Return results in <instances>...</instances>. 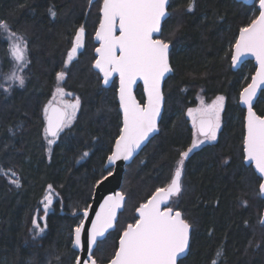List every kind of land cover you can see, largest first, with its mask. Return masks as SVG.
<instances>
[{
    "label": "trees",
    "instance_id": "16d2710c",
    "mask_svg": "<svg viewBox=\"0 0 264 264\" xmlns=\"http://www.w3.org/2000/svg\"><path fill=\"white\" fill-rule=\"evenodd\" d=\"M97 2L89 8L86 0H0V20L27 35L31 58L25 85L9 94L0 89V167L10 170L0 174V264H74L77 252L70 237L81 221L80 210L88 205L96 181L111 171L104 162L121 127L116 82L101 86L90 42L67 68L63 64L72 32L84 16L88 31L93 30ZM256 3L170 0L158 36L170 43L172 66L163 84L158 131L125 166L123 210L115 228L98 241V264L113 256L123 221H135V209L169 182L179 153L190 147L193 128L183 109L195 104L199 91L206 99L223 95L225 106L217 140L189 154L183 191L168 204L191 225L189 249L178 264H264V198L258 176L243 162L244 109L238 103L255 66L246 60L232 70L230 60L238 30L257 15ZM49 8L56 11L54 18ZM1 44L2 69L7 58ZM61 70L66 72L64 88L80 98L81 107L48 151L43 106ZM137 97L143 102L142 93ZM254 109L264 114V89ZM16 178L19 187L11 183ZM49 185L57 197L41 220V198ZM33 216L45 229L35 237L29 230Z\"/></svg>",
    "mask_w": 264,
    "mask_h": 264
},
{
    "label": "snow or ice",
    "instance_id": "6c2138e0",
    "mask_svg": "<svg viewBox=\"0 0 264 264\" xmlns=\"http://www.w3.org/2000/svg\"><path fill=\"white\" fill-rule=\"evenodd\" d=\"M92 4L93 0H88L89 8ZM167 4L168 0H102L99 7V26L95 38L100 46L95 48L96 58L92 66L102 74L105 85L109 84L113 73L119 74V106L123 113L122 127L107 157L110 165L120 159L129 160L150 134L158 131L157 120L164 101L161 81L172 68L169 64L170 43L165 39L154 38V34L162 35V21L169 15ZM192 9L193 4L190 3L188 11ZM257 10L259 15L239 29L231 59L232 64L236 65L244 56L251 54L258 65L252 82L239 93V100L247 107L243 157L255 165L259 173V193L264 197V116H258L253 111L257 92L264 86V0H258ZM48 11L53 18L57 15L52 8ZM117 29L119 35L115 34ZM0 33H6L12 41L9 51L15 61L12 72L4 76L8 87L0 85V88L8 92L13 83L20 87L25 85L24 72L29 64L28 40L24 35L12 31V26L6 20H0ZM85 35L84 25L75 29L72 47L64 61L65 68L84 47ZM65 77V71H58V84ZM137 78L143 80L147 96L143 105L132 94V85ZM53 95L63 97L72 94L57 86ZM61 103L62 107L52 108V101H49L43 108V133L49 146L48 151H51L55 138L72 124L81 107L79 97ZM224 106L225 97L217 96L211 104H205L202 100L200 107L187 110V115L192 119L194 137L191 147L179 153L180 158L170 174L169 182L163 187H157L149 199L135 209L138 218L120 234L119 246L108 264H177L178 257L189 247L191 225L180 211H174L168 204L183 191L182 176L189 154L204 142L217 140V133L221 129L220 114ZM83 155L87 156L88 153ZM8 171L0 167V174L7 175ZM11 175L15 177L16 173L11 172ZM11 183L19 187L20 182L16 178ZM96 183L100 184L101 181L97 180ZM48 188L49 192L44 197L45 214L52 203V186ZM124 200L125 196L120 192L106 197L96 218L92 220L91 228L85 230L83 220L74 228L70 237L72 245L87 252L86 259L76 256L75 264H98L95 258L98 237H103L113 227L117 209ZM83 216L88 218V208L83 209ZM39 219L43 220L44 217ZM32 225L29 230L34 232V237L45 230L37 222L36 216L32 217ZM85 231L86 236L82 241V232ZM219 255L221 253L218 252ZM213 264H216L215 260Z\"/></svg>",
    "mask_w": 264,
    "mask_h": 264
},
{
    "label": "water",
    "instance_id": "95a60500",
    "mask_svg": "<svg viewBox=\"0 0 264 264\" xmlns=\"http://www.w3.org/2000/svg\"><path fill=\"white\" fill-rule=\"evenodd\" d=\"M236 1L242 2V3L247 4V5H250V4H252L254 1H257V3H256V7H257V9H258V0H236ZM169 2H170V0H168L167 11H168V5H169ZM101 3H102V1H101ZM258 15H259V12H257V15H256V16H258ZM255 18H256V17H255ZM255 18H254V19H255ZM165 19H166V18H165ZM165 19H164V20H165ZM164 20H163V21H164ZM163 21H162V23H163ZM250 23H251V22H250ZM250 23H249V24H250ZM98 26H99V22H98L97 27H98ZM246 26H247V25H246ZM97 27H96V28H97ZM244 27H245V26H244ZM95 32H96V29H95ZM95 32H94V34H93V41H94L96 44H98V45L95 47V48H97V47H99L100 45H99V42H98V41L96 40V38H95ZM115 34H116V35H119V31H118V29L116 30ZM159 35H160V34H154V38H158ZM238 36H239V30H238L237 35H236V38H235V40H234V42H233V44H232L231 57H232V53L234 52V45H235V42H236V39H237ZM95 48H94V50H93V54H94V56H95V58H96ZM94 60H95V59H94ZM230 60H231V69H232V70H236L237 68H239V67L241 66V64H242L244 61H246V60H251V61L253 62L254 66H255V69H254V71H253V73H252V75H251V77H250L249 82H248L245 86H243V88L247 87V85H248L249 83L252 82V76L255 75V73H256V69H257V67H258V65H257V61H256L255 57L252 56L251 54H248V55L244 56L243 59H242L240 62H238L236 65H233V64H232V59H231V58H230ZM93 62H94V61H93ZM169 64H170V67L172 68L171 63H170V57H169ZM92 65H93V63H92ZM92 68H93V66H92ZM93 70L99 72L98 69L93 68ZM171 72H172V71H171ZM171 72L166 73V74H165V77H164V78L162 79V81H161V89H162V93H163V84H164V81H165V79L167 78V76H168ZM99 75H100V78H101V84H102V86H104V87L109 86L110 83H111V81L113 80L114 77L117 78L116 101H117L118 109H119L120 116H121V127H122V123H123V113H122V110L120 109V106H119V96H118V90H119V86H120V77H119V74H118V73H113L112 76L110 77V82H109V84H107V85H105V84L103 83V77H102V74L99 73ZM137 85H140V86H141V89H142V95H143V102H140L139 99L137 98V96L135 95V89H136ZM243 88L240 90V92L243 90ZM262 89H264V86H262L261 89L258 90V92H257V97H256V99H255V101H254V104H255V102H256V100H257V98H258V96H259V93H260V91H261ZM240 92H239V93H240ZM132 94H133V96L135 97L136 101H137L138 103H140L141 105H143L144 103H146L147 96H146V93H145V91H144V83H143V80H142V79L137 78L136 82L133 83V85H132ZM238 103H239V105L244 109V118H243V125H244V135H243V139H244V136H245V134H246V127H245L246 119H245V118H246V116H247V107L244 106V105H242V104L240 103L239 95H238ZM163 105H164V101H163V104H162L161 115H162V112H163ZM51 107H52V108H60V107H62V105H60V104L57 103V102H52ZM253 111H254L258 116H264V114H262V115L258 114V113L255 111L254 107H253ZM161 115H160V117H158L157 125H158V123H159V121H160ZM121 127H120V128H121ZM119 132H120V131H119ZM156 133H157V131L154 132V133H152V134H150L149 138L141 144L140 148H138V149L136 150V152L133 154V156H132L129 160H123V159H120V160L116 161L115 164H111V165H110V164L108 163V161H107V157L111 154V152L107 155V157H106V159H105V162H104V169H106V168H108V167H111V171H110V172L112 173V175L109 176V175H108L109 172H108V173H107L106 175H104L101 179H99V180L101 181L100 184L95 183V185H94V187H93V191H92V195H91L90 201H89L88 205L86 206V208H88V211H89V216H88V218L86 219V218L83 216V210L80 212V213H81V220L84 221L85 230L91 228V226H92V220H94V219L96 218V213H97L98 211H100V209H101V205L104 203L105 198L108 197V196H112V195H114V194L117 193V192H120V193H121V191H120V186H121V181H122L123 174H124V171H125V166H126L127 164H129V163L132 161V159H133V158H134V157L140 152V150L146 145V143L149 141V139H150L151 137H153ZM118 135H119V133H118ZM118 135H117V136H118ZM115 140H116V138H115ZM115 140H114V143H113L112 149H113V147H114V145H115ZM111 151H112V150H111ZM242 151H243V141H242ZM243 162H244L245 165H251L252 168H253V170H254V172H255V174H256L257 176H259V173L256 172V170H255V165H254L253 163H250L249 161H245V160H244V157H243ZM105 177H106V179H105ZM258 188H259V186H258ZM123 195H124V194H123ZM151 195H152V194H151ZM151 195H150V196H151ZM124 196H125V195H124ZM150 196H149V197H150ZM149 197H148L144 202H142V203H145V202L149 199ZM260 197H261V198H264V197H262L261 195H260ZM124 201H125V200H124ZM124 201H123V203H122V206H121L119 209H117L116 219H115V221H114V225H113V227L110 228V229H108L107 232L105 233V235H104L103 237H98V241L102 240V239L107 235V233H108L109 231H111V230H113V229L115 228V223H116V221H117L118 214L123 210ZM142 203H140V204H142ZM140 204H139V205H140ZM89 206H90V207H89ZM138 207H139V206H138ZM174 211H178V210H174ZM134 213H135L136 217L138 218V215H137L136 211H135ZM262 221H264V207H263L262 212H261V222H262ZM79 223H80V222H79ZM134 223H135V222H134ZM134 223H133V224H134ZM128 224H132V223H128ZM128 224H127V225H128ZM78 225H79V224H78ZM127 225L125 226V228L127 227ZM74 228H75V227H74ZM74 228H73V230H74ZM125 228H124V229H125ZM124 229H123V230H124ZM123 230H122V232H123ZM122 232H121V233H122ZM121 233H120V234H121ZM72 234H73V231H72ZM85 236H86V231H85V232H82V241L84 240ZM190 236H191V228H190ZM119 237H120V235H119ZM119 237H118V239H117V247L119 246ZM189 243H190V240H189ZM71 246H72V248L77 252V256L79 255V256L83 257L84 259L87 258V252H86V250H84V249H76V248H74V246L72 245V243H71ZM188 249H189V247L186 249V251H185L184 254H182L180 257H178V260L181 259V258H183V257L187 254ZM114 253H115V252H114ZM113 255H114V254H113ZM111 258H112V257H111ZM111 258H110V259H111ZM110 259H109V260H110ZM109 260H108V261H109ZM178 260H177V261H178ZM108 261H107L106 263H104V264H108ZM74 264H75V262H74Z\"/></svg>",
    "mask_w": 264,
    "mask_h": 264
},
{
    "label": "rangeland",
    "instance_id": "374dc122",
    "mask_svg": "<svg viewBox=\"0 0 264 264\" xmlns=\"http://www.w3.org/2000/svg\"><path fill=\"white\" fill-rule=\"evenodd\" d=\"M87 1L88 0H86V3H87ZM97 6V3H95L94 4V7H96ZM88 7H89V5H88ZM98 9V8H97ZM84 18H85V16H84ZM83 18V19H84ZM97 20H98V17H97ZM97 20H96V22H94L95 24H94V28H95V25H96V23H97ZM76 28V27H75ZM75 28H74V31H75ZM94 28H93V30L91 29V30H89V34H90V36H91V34H92V32L94 31ZM86 29H87V27H86ZM12 31H14V32H16L18 35H24L26 38H28L27 37V35L23 32V31H21V30H15V29H13L12 28ZM74 31L72 32V36H73V33H74ZM72 36H71V39H72ZM71 39H70V42H68L69 43V47H68V49H67V51H66V54H65V56H64V59H63V64H64V61L67 59V53H68V51H69V49H70V45H71ZM0 40H1V42H2V47L4 48V49H6V58H7V61H6V68H4V67H2V69H1V65H0V85H3L4 87H8V83L4 80V76L5 75H7V74H10L11 72H12V70H13V68H14V66H15V61L14 60H12V58H11V56H10V51H9V48H10V44H11V40L7 37V34L6 33H0ZM28 40V39H27ZM88 41H86L85 42V44H84V47H85V45H86V43H87ZM89 42H90V40H89ZM88 42V43H89ZM90 44H91V42H90ZM84 47L82 48V49H80V51L77 53V55L72 59V61H74V60H76L77 58H78V56H79V54L83 51V49H84ZM94 58H95V56H94V54H93V59H92V62H93V60H94ZM27 59H28V61H29V64H28V66H27V69H26V71L24 72V75H25V77H26V79H27V77H28V74H29V69H30V67H31V58H30V53H29V47H28V52H27ZM71 61V62H72ZM70 62V63H71ZM69 63V64H70ZM97 76L99 77V79H100V82H101V78H100V76L97 74ZM26 81V80H25ZM63 82H64V80L63 81H60L59 82V84H58V82H57V80H56V75H55V77H54V87H53V90H52V95H51V97H50V99L46 102V104L45 105H47L48 103H49V101H52V102H57V103H59L60 105H62V101H72V100H74L75 98H76V95H74L73 93H71V92H69V91H67L66 90V88H64V86H63ZM57 86H59V87H62L64 90H65V92L66 93H71L72 95L71 96H68V95H65V96H63V97H61V96H59V95H57V96H55L54 97V92H55V89L57 88ZM102 86V85H101ZM13 87H20V86H18V85H16V84H12V87H11V90H12V88ZM5 94H9V92L11 91H8V92H5L4 90H3V88H0ZM217 97V95L216 96H214V97H212V98H210V99H206L203 95H202V93L199 91L198 93H197V95H196V102H195V104H193L192 106H189V107H187V108H185V109H183L184 111H183V114H184V117H185V119H187V121H188V123H189V125L192 127V119H191V117H189L188 115H187V110L189 109V108H192V109H196V108H198V107H200V105H201V101L203 100V102L205 103V104H211L212 103V101L215 99ZM44 105V106H45ZM44 106H43V108H44ZM220 117H221V114H220ZM193 139H194V137H193ZM201 139H202V137H201ZM192 142H193V140H192ZM207 142H211V141H206V143ZM191 145H192V143H191ZM191 145H190V147H191ZM176 166V165H175ZM49 192V188H48V186H46V189H45V191H44V194H43V196H42V198H41V207H40V209H41V217H43V215L45 214V211H44V197H45V195L47 194ZM51 195H52V202L56 199V193H55V191L53 190V188H51ZM177 197V196H176ZM176 197H173L172 198V200L173 199H175ZM52 204V203H51ZM51 209V205H50V207H49V209H48V211ZM135 213L133 212V215H134ZM134 216H136V215H134ZM130 222H134V221H130ZM123 224L124 225H126V221H123ZM125 227V226H124Z\"/></svg>",
    "mask_w": 264,
    "mask_h": 264
},
{
    "label": "flooded vegetation",
    "instance_id": "af4514ba",
    "mask_svg": "<svg viewBox=\"0 0 264 264\" xmlns=\"http://www.w3.org/2000/svg\"><path fill=\"white\" fill-rule=\"evenodd\" d=\"M97 2L98 3V9H97V14H98V20H97V23H96V25H95V28H94V31L92 32V34H91V36H90V34H89V31H88V29H86V35H85V39H84V44H85V42L86 41H88L89 42V37H90V39H91V44H94V47H93V50H94V48L98 45V44H96L94 41H93V34H94V32H95V29H96V27H97V25H98V22H99V7H100V5H101V1L102 0H93V2ZM81 25H84L85 26V28H86V24H85V21H84V19L80 22V23H78L77 25H76V28L75 29H77V28H79ZM74 34H75V31H74V33H73V36H74ZM72 36V37H73ZM72 47V39H71V45H70V48ZM70 50V49H69ZM5 52H6V49H5ZM7 53V52H6ZM95 59V58H94ZM95 71V70H94ZM97 73H98V75H99V72L98 71H96ZM100 76V75H99ZM113 80H115V82H116V87H117V78L116 77H114L113 78ZM113 80L111 81V83H110V85L112 84V82H113ZM102 85V84H101ZM110 85L109 86H107V87H110ZM104 87V86H103ZM105 88V87H104ZM116 90V89H115ZM135 92H136V95L137 94H141L142 93V89H141V86L140 85H137V87H136V89H135ZM239 95V94H238ZM115 96H116V92H115ZM217 96H223V95H217ZM224 97V96H223ZM212 142H214V141H211V142H204L203 144H201V145H204V144H208V143H212ZM135 222V221H134ZM134 222H129V223H134ZM128 224V223H127ZM126 224V225H127ZM180 260V259H179ZM179 260L177 261V264H178V262H179Z\"/></svg>",
    "mask_w": 264,
    "mask_h": 264
},
{
    "label": "bare ground",
    "instance_id": "6f19581e",
    "mask_svg": "<svg viewBox=\"0 0 264 264\" xmlns=\"http://www.w3.org/2000/svg\"><path fill=\"white\" fill-rule=\"evenodd\" d=\"M135 95H136V92H135ZM137 96V95H136ZM138 98V97H137ZM140 101V100H139ZM184 115V114H183ZM95 185V184H94ZM86 208V207H85ZM83 210V209H82ZM82 210H80V212L82 211ZM81 214V213H80Z\"/></svg>",
    "mask_w": 264,
    "mask_h": 264
}]
</instances>
